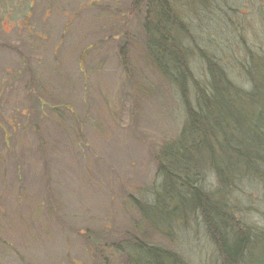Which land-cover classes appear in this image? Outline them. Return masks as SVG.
Segmentation results:
<instances>
[{"label": "rangeland", "instance_id": "374dc122", "mask_svg": "<svg viewBox=\"0 0 264 264\" xmlns=\"http://www.w3.org/2000/svg\"><path fill=\"white\" fill-rule=\"evenodd\" d=\"M147 1L0 0V264H127L135 238L179 264H224L197 214L164 210L146 223L137 203H154L156 155L180 135L188 110H199L196 86L206 85L210 61L232 88L258 98L264 0H163L183 27L170 39L178 38L193 75L186 96L147 48L145 21L156 22ZM236 106L249 111L242 97ZM249 124L233 144L249 149ZM257 129L250 168L237 166L229 186L196 170L233 217L227 237L246 239L238 264H264V127Z\"/></svg>", "mask_w": 264, "mask_h": 264}, {"label": "trees", "instance_id": "16d2710c", "mask_svg": "<svg viewBox=\"0 0 264 264\" xmlns=\"http://www.w3.org/2000/svg\"><path fill=\"white\" fill-rule=\"evenodd\" d=\"M149 5L151 6L149 13L156 22L145 21L144 30L149 36L147 48L156 63L155 67L164 79L178 87L186 96L187 83L192 80L193 75L189 65L182 61L185 51L178 43V38L173 41L170 39L171 34H178L176 32L181 31L183 27L176 12L166 1L148 0L147 7ZM156 35L159 36V42L153 38ZM159 53L164 58L161 55L159 57ZM210 62L206 85L203 89L196 86L199 110H188L189 120L180 135L175 141L166 144L156 155L157 177L160 184L154 203L152 205L137 203V205L142 216L141 220H145L146 223L150 222L148 215L155 212L164 214V210L171 216L182 208L188 209L189 215L197 214L209 230L222 256L224 255V264H238L243 256L246 239L239 238L241 235L227 237L226 227L233 217L227 213L220 201H216L214 194L207 190L205 183L200 184L205 182L204 177L200 175L201 171L196 172V170L207 168L212 170L224 188L237 178V166L245 168V171L250 168V161L255 151L253 148L258 147L261 142L251 133L256 132L257 128L264 127V83L263 81L255 83V88L260 86L261 91L259 93L256 91L258 95L256 100H250L247 94L242 95L240 91L232 88L233 84L219 65ZM261 68L262 66L259 65L256 69L261 73ZM262 69L264 78V68ZM240 97L247 103L248 112L242 108L239 110L236 106ZM246 116L250 120L245 123ZM39 117L40 115H37L35 118L39 120ZM241 123L244 124L243 126L250 123L245 128L248 130L246 133L249 134L250 131V136L247 138L249 149L231 141L232 138H236L235 132L243 130L240 128ZM240 135L243 133L241 132ZM261 160L264 162L263 159ZM180 218L183 217L176 216L173 222H177ZM229 227L231 228L230 225ZM156 230L159 233L168 231L166 228L163 230L156 228ZM128 243L129 248L124 250L127 251V264H167V262L179 264L162 248L146 244L139 238ZM231 245L235 248H231ZM121 247L122 245H119L118 249L120 250ZM180 262L183 263L182 260Z\"/></svg>", "mask_w": 264, "mask_h": 264}, {"label": "crops", "instance_id": "0c3cea01", "mask_svg": "<svg viewBox=\"0 0 264 264\" xmlns=\"http://www.w3.org/2000/svg\"><path fill=\"white\" fill-rule=\"evenodd\" d=\"M3 229H4V228H3ZM6 240H7L6 237L0 232V243H1V244H2V243L5 244ZM2 241H4V242H2ZM3 244H2V245H3Z\"/></svg>", "mask_w": 264, "mask_h": 264}, {"label": "bare ground", "instance_id": "6f19581e", "mask_svg": "<svg viewBox=\"0 0 264 264\" xmlns=\"http://www.w3.org/2000/svg\"><path fill=\"white\" fill-rule=\"evenodd\" d=\"M203 89V88H202Z\"/></svg>", "mask_w": 264, "mask_h": 264}]
</instances>
